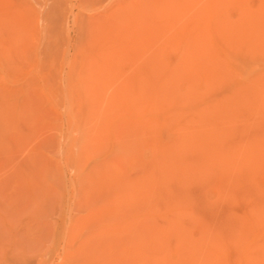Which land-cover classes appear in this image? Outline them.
Returning a JSON list of instances; mask_svg holds the SVG:
<instances>
[{"label":"rangeland","instance_id":"rangeland-1","mask_svg":"<svg viewBox=\"0 0 264 264\" xmlns=\"http://www.w3.org/2000/svg\"><path fill=\"white\" fill-rule=\"evenodd\" d=\"M0 264H264V0H0Z\"/></svg>","mask_w":264,"mask_h":264}]
</instances>
